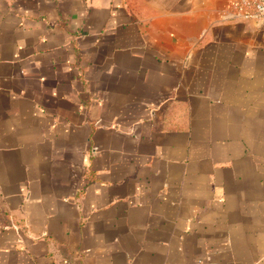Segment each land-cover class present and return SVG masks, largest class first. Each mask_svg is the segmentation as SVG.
<instances>
[{
	"label": "crops",
	"instance_id": "obj_1",
	"mask_svg": "<svg viewBox=\"0 0 264 264\" xmlns=\"http://www.w3.org/2000/svg\"><path fill=\"white\" fill-rule=\"evenodd\" d=\"M126 1L0 0V264H264V24Z\"/></svg>",
	"mask_w": 264,
	"mask_h": 264
},
{
	"label": "built area",
	"instance_id": "obj_2",
	"mask_svg": "<svg viewBox=\"0 0 264 264\" xmlns=\"http://www.w3.org/2000/svg\"><path fill=\"white\" fill-rule=\"evenodd\" d=\"M227 13L231 18L260 21L264 24V0H231Z\"/></svg>",
	"mask_w": 264,
	"mask_h": 264
},
{
	"label": "rangeland",
	"instance_id": "obj_3",
	"mask_svg": "<svg viewBox=\"0 0 264 264\" xmlns=\"http://www.w3.org/2000/svg\"><path fill=\"white\" fill-rule=\"evenodd\" d=\"M126 3L130 9H134L135 11L139 10L140 13L142 14V12L147 11L149 4H156V5H164L165 3L170 4L171 0L170 2H163V0H156V3L149 2L148 0H127ZM172 3H174V1H172Z\"/></svg>",
	"mask_w": 264,
	"mask_h": 264
}]
</instances>
